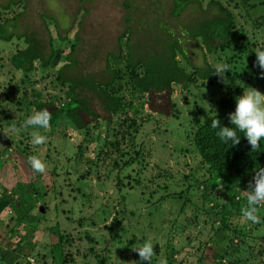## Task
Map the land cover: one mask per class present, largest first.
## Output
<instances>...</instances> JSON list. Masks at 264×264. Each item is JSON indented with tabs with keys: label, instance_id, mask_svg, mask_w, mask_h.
I'll use <instances>...</instances> for the list:
<instances>
[{
	"label": "rangeland",
	"instance_id": "rangeland-1",
	"mask_svg": "<svg viewBox=\"0 0 264 264\" xmlns=\"http://www.w3.org/2000/svg\"><path fill=\"white\" fill-rule=\"evenodd\" d=\"M9 1L0 0V23L17 16L8 23L16 24L12 28L15 34L29 36L45 51L49 50V41L54 39L59 57L47 71H42L36 62L35 70L27 80L9 61L11 54L26 45L24 37L14 38L11 42L0 41V90L7 81L18 88L16 97H9L11 105H4L8 109L0 112V230L4 224L10 225L9 218L14 213L12 208L20 215L27 213L35 216L39 206L44 204V211L36 220L34 230L26 231L18 225L14 239L7 244L0 243L1 250L14 254L26 247L30 249L29 254H24L22 258V254L17 253L19 258L13 259L12 264H22L26 260L33 264H51L52 253L49 250L56 237L54 227H58L65 236L62 245L68 264H136L139 257L132 247L147 238L153 240L156 264H164L165 257L170 253L165 248L168 244L178 252L173 257L182 259L185 264H202L197 261L198 249L207 253L214 248L218 254L223 253H219L221 247L212 240V224L196 221L198 218L205 219L203 210L204 214L184 227L186 219L192 218L194 206L208 210L216 226L225 200L206 190V165L202 163L190 136L202 115L209 114L214 108L212 97L220 89L232 98L234 107L235 97L242 95L244 88L253 87L264 93V78L259 75L262 70L249 65L250 62L254 64L256 59L254 51L264 48V0H221L225 8L232 12L235 33L228 41L227 49L219 48L214 53L205 51L199 37L196 43L186 33L196 16L203 15L200 8L205 9L210 0H192L175 16L177 7L173 13L177 19L168 15L171 0H129L131 7L128 10L123 8L124 0H22L17 5L11 4L2 9ZM196 1H199L200 8ZM158 7L161 8V15H157L175 32L187 60L194 65H203L205 56L213 69L217 63L228 64L231 69L225 72V77L229 83H222L218 74L214 73L211 77L214 84L207 88L205 81L191 79L188 89L172 84L170 91L156 95L139 93L128 84V76L122 80L120 77L109 91L113 93L118 88L124 106L111 117L110 122H106L105 113L96 98L92 97L91 107L98 117L82 114L84 132L83 129L77 131L72 128L63 117L48 132L37 129L46 140L33 146L30 140L32 129H23L22 125L30 113L37 111L35 102L52 103L54 108L63 110L74 106L68 86L61 85L57 79V69L63 64V57L70 47L75 45L72 57L81 63L74 69L75 77L89 74L101 79L106 75L107 58L108 65L124 75L130 70L126 65V34L120 46L117 45L125 24L123 17L126 13L132 14L134 25L138 19L143 21L139 31L134 28L129 40L133 60L142 59L150 49H161L162 42L170 43L157 19L148 24L150 14ZM67 29H70L67 39L61 41ZM119 51L120 58L109 57L110 54L118 56ZM176 58L179 65L192 72L180 55ZM76 69H80V73ZM137 70L141 71V68L137 67ZM53 107L46 106L44 109L50 111ZM124 119L126 124H122ZM129 120H135L137 124L135 149L141 146L137 154L133 151L134 157L140 158L141 153L145 166L141 164L143 171L135 159L126 164L121 172L142 181L135 186L138 191H143V185L148 187L147 191L152 189L148 180L171 184L176 190H187L184 192L187 203L183 212H179L181 203L175 205L172 199L164 198L151 204L146 201V196L140 199L136 192H128L126 188L118 193L116 180L102 179L103 175L97 177L95 163L102 171L105 162L101 161L106 151H109L107 159L109 156L119 157L122 150L127 149L126 144L131 137L121 138V135L126 132ZM13 128L16 131H12ZM31 155L43 158L46 163L43 173L30 168L27 158ZM134 168L143 171V174L135 175ZM146 176L147 181H143ZM164 194L159 192L154 198ZM4 200L8 201L2 208ZM257 215V223L246 221L242 214L231 217L230 227L240 226L245 232V235L233 236L241 246L240 252L232 256H228V252L221 254L224 263L210 254L207 264L212 260L214 264H264V209L259 208ZM31 225L29 222L28 227ZM18 239L22 240L20 250L13 251L14 240Z\"/></svg>",
	"mask_w": 264,
	"mask_h": 264
},
{
	"label": "trees",
	"instance_id": "trees-1",
	"mask_svg": "<svg viewBox=\"0 0 264 264\" xmlns=\"http://www.w3.org/2000/svg\"><path fill=\"white\" fill-rule=\"evenodd\" d=\"M19 1L22 0H10L8 5L2 7V9H7L11 4L17 5ZM171 1L172 2L168 15L171 19H177V17L175 16L180 14L181 11H183L192 0ZM196 3H198L200 8L199 1H196ZM130 7V1L124 0L123 8L128 10L130 9ZM176 8L178 12L175 13V16H173ZM200 9L203 15L201 16L198 14L196 16V19L192 23V26L186 29V33L188 34V36L196 43L198 41L197 38L199 37L201 39L202 45L205 47L206 52L214 53L219 48L222 50L227 49L228 41L235 33L232 28V12L225 8V6L221 3V0H210L207 3V7L205 9ZM160 10L161 8L158 7L157 9L152 11V13L150 14L151 17H149L148 19V24H150L151 21H155L157 19L158 23L163 29V34L165 36H168L170 43L165 44L164 42H162L163 45L161 49H150V51L144 58L136 60H133V54L130 51L131 44L129 43V40L132 36L134 28L139 31L140 26L143 24V21L141 19H138L137 24L134 25L131 16L132 14L129 15L128 13H126L124 15L123 20L125 24L117 41V45L120 46L122 37L125 34L127 35L125 40V48L128 52V55L126 56V65L130 70H128V72L124 75H120L119 70L113 69L111 66H109V60L107 58L105 64L106 75H104L101 79L94 78L89 74L75 77L74 69L81 63L76 58L72 57L75 51V45L73 44L70 47L68 52H66L63 57V64L57 69V79L61 85L68 86L67 90L72 95L74 106L63 110L61 108H54L52 106V103H45L41 101L35 102V107L37 110L44 109L46 106L53 107L49 111L51 118L49 121V127L45 129L47 132L54 129L57 121L63 117L66 118L67 122L70 123L72 128L77 131L83 129L84 132L85 127L82 124V114H87L92 118L98 117L97 112H94L91 107L90 102L92 97L96 98L99 106L105 113V119L107 120L106 122H110L111 117L114 114H117L118 111L122 110L124 106V104H122L120 100V92L117 91L118 88H115L117 93H110L109 91L111 85L115 82L116 79L118 80L120 77L122 80L126 79L128 76V84L137 92L147 94L154 93L156 95L162 94L166 90L170 91L172 88V84H178L181 88L188 89L191 79H199L201 81H205V88L214 84L211 80L212 74H214L212 73L214 69L208 63L205 56H203V65H194L187 60L183 46L179 43V38L176 37L175 32L169 28V24H167L165 20L161 19V17L159 16L161 15V13L159 12ZM16 18L17 16L6 18L0 23V41L11 42L14 38L20 39L21 36L24 37V42L26 45L23 48L18 49L16 53L11 54L9 56V61L14 69L21 72V76H26V78L24 79L30 80L29 78L35 70L36 62H38L39 68L42 71H47L52 62H54L56 59L59 60L57 52L58 48L55 46L54 39H51L49 41V50L45 51L43 47H40V45L34 39L29 38V36L25 34H15V32L12 31V28L16 24L8 23L11 21L10 19L15 20ZM76 26L78 27V24H76ZM71 28L72 26H70V29ZM70 29H67L65 31L64 36L60 38L61 41L67 39L66 35L70 32ZM73 39L75 40L76 38L74 37ZM61 51L64 52V50ZM178 55H180L187 62V64L191 67L192 72L187 71L185 67L179 65L178 59L176 58ZM109 57L112 59L120 58V51L118 53V56L110 54ZM249 65L260 69L259 66L257 67V65H254L252 62H250ZM137 67H140L141 71L137 70ZM78 71L80 73V69ZM22 80L23 77L21 78L20 82H22ZM14 86L17 85L7 81L4 84L3 89L0 90V94H2V97H0V112H3V110L6 111V109H8L4 105H11L12 102L11 98L9 99V97H16L15 95L18 88H15ZM212 98L215 101L214 108H212L209 114L202 115L201 121L192 131V135L190 136V138L199 153L202 163L206 165L207 177L204 178L206 182V190L209 191V193L215 194V197H218V199L225 200L222 204L221 218L218 220L219 224H217L216 226L214 225V219L211 218L208 214V210L200 209L199 207L194 206L192 209V218L186 219V224H184V227L192 224L193 220L197 219L200 214H204L205 212V219L200 218V220L198 218L196 221L199 220L204 224H212V240H215L217 242V245L221 247L219 253L222 251L223 253L221 254L223 255L228 252L227 255L232 256L240 252L241 248L240 244L236 242V240H234L235 238L233 236L245 235V232L240 226L239 228H231L229 225V219L233 216L240 217L239 215L241 214V209L246 207L243 191L248 190L249 182L252 180L255 170L259 169L260 167H264V141H261L259 143V146L254 150L251 149V146L247 143L246 138L242 135V133H238V135H241V138L240 141L235 145H231L230 142L227 144L221 142L216 135V130L211 127V118H218L221 124L230 126L228 113L233 111L235 107L232 98L228 95L226 96L225 94H223V91L221 89L219 90L217 95ZM144 109L145 108H143V110ZM125 119L123 120L122 124H126ZM136 126L137 124H135V120H131L127 124V130L121 135V138L131 137V140L127 142V149L122 150V154H119V157L115 156V158H113V156H109L106 159L109 154V151H106L104 153L105 157L103 156V159L101 161L102 163L105 162L102 171H100V167L95 163V165L97 166V168H95L97 177H101L103 175L102 179H114L116 180L115 185L118 189V193H121L120 191L126 188L128 192H136L140 199L146 196V201L148 203L151 202V204L156 201H163L164 198L169 199V201L172 199V201L175 202V205L179 206L178 203H181V205L179 206V212H183L184 206L187 203L186 195L184 194V192H187V190L185 191L181 187L180 190H176L171 187V184L169 185L164 182L153 183L152 180H148L150 181V185L153 186L152 189L150 191H147L148 187L143 185V191H138L137 189H135V186L139 185L142 181L140 179L132 178L131 174L129 173L124 174L121 172L126 164L133 162V160L135 159H137V162H139L138 165L144 171V168L141 166V164H143V161H145L144 156L139 153L140 155H138L140 156V158L134 157L135 154L138 153V149H141V146H138V148L135 149L136 142L134 138L137 139ZM131 127L133 128L132 130L130 129ZM114 145L117 146V142H114ZM133 151H135V154H133ZM129 154H131V156ZM143 166L145 165L143 164ZM143 171L138 170L137 168L133 169V173H135V175H138L139 173L143 174ZM142 180L147 181V176L146 178L143 177ZM31 183L33 184V182ZM169 186L171 189L169 188ZM159 192H165V194L158 198H154L155 195ZM39 200H42L40 196ZM7 201L8 200H4V205L2 206V208L5 207ZM257 208L264 209V204L258 205ZM12 210L14 211V213L9 218L10 225L7 226L6 224H4L3 228L0 230V243L3 244H7V242L14 239V233L16 232V227L18 225H22L26 231L31 229L34 230L37 222L36 220L39 219L42 215V213L40 212H38L35 216L27 215V213L20 215L19 212L14 208H12ZM28 221L32 224L31 227H28ZM53 230L54 234L56 235V240H53V236L51 237V239L53 240L51 249L49 250V252L52 253L51 264H68V259L66 261L62 245V241L64 240L65 236L58 227H54ZM225 240H227V243L224 244L223 241ZM20 241L22 240H14L15 246L13 248V251L20 250ZM243 243L244 241L241 240V244ZM165 248L166 250H170V253L167 254V257H165L164 264H185L183 263L182 259L177 260L173 257L178 254L174 246L168 244L165 246ZM211 249L212 252L207 250V253L204 252V249H198L196 252L199 253L197 261L201 262L202 264H207V261L210 259L208 255L214 254V259L218 258V261L222 262L223 260L221 258V254H218V251H215L214 248ZM213 251H215L216 253H213ZM29 252L30 249L26 247L22 252L20 251L17 253L22 254L20 256V258H22L25 257L23 256L24 254L28 255ZM17 253L14 254L12 252L3 251L0 249V264H12L13 259L19 258V254L17 255ZM210 257L212 258V256ZM22 264L33 263H30L26 260ZM142 264H147V262H142ZM150 264H156L155 256L152 257ZM209 264H214V261L212 260Z\"/></svg>",
	"mask_w": 264,
	"mask_h": 264
},
{
	"label": "clouds",
	"instance_id": "clouds-1",
	"mask_svg": "<svg viewBox=\"0 0 264 264\" xmlns=\"http://www.w3.org/2000/svg\"><path fill=\"white\" fill-rule=\"evenodd\" d=\"M256 59L254 65H258L262 70L259 75L264 78V48L254 51ZM231 69L226 63L214 65L212 73L218 74L224 84L229 80L225 77V72ZM217 117V116H216ZM50 113L47 109H41L30 113L23 122V129H32L30 140L33 146L45 143V136L37 129H47L49 127ZM230 126L220 123L218 118H211V127L216 130L218 139L227 144L235 145L240 141L241 135L246 138L251 149H256L261 141H264V93L256 88H244L243 94L235 97V108L228 113ZM12 131H16L15 128ZM30 168L37 173H43L46 163L41 156L31 155L27 158ZM244 192L246 207L241 209V214L246 221L251 223L259 222L257 215L258 205L264 204V167L255 170L252 180L249 182L248 190ZM154 243L151 238L145 239L138 246L132 247L137 252L139 260L136 264L150 261L153 257Z\"/></svg>",
	"mask_w": 264,
	"mask_h": 264
},
{
	"label": "water",
	"instance_id": "water-1",
	"mask_svg": "<svg viewBox=\"0 0 264 264\" xmlns=\"http://www.w3.org/2000/svg\"><path fill=\"white\" fill-rule=\"evenodd\" d=\"M38 210H39L40 213H43V211H44V204H41L39 206Z\"/></svg>",
	"mask_w": 264,
	"mask_h": 264
}]
</instances>
